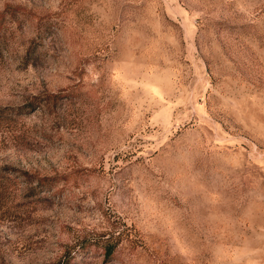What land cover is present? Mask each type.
<instances>
[{
    "label": "rangeland",
    "instance_id": "1",
    "mask_svg": "<svg viewBox=\"0 0 264 264\" xmlns=\"http://www.w3.org/2000/svg\"><path fill=\"white\" fill-rule=\"evenodd\" d=\"M0 264H264V0H0Z\"/></svg>",
    "mask_w": 264,
    "mask_h": 264
},
{
    "label": "trees",
    "instance_id": "2",
    "mask_svg": "<svg viewBox=\"0 0 264 264\" xmlns=\"http://www.w3.org/2000/svg\"><path fill=\"white\" fill-rule=\"evenodd\" d=\"M111 253H112V249H110V248H108L107 250H106V255H111Z\"/></svg>",
    "mask_w": 264,
    "mask_h": 264
}]
</instances>
